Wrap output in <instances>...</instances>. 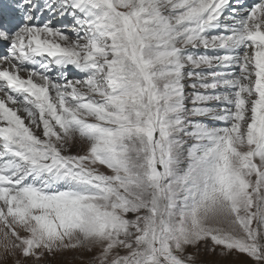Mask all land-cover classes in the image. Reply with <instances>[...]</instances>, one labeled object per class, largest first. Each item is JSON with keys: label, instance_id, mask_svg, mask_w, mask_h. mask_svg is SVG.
Listing matches in <instances>:
<instances>
[{"label": "snow or ice", "instance_id": "obj_1", "mask_svg": "<svg viewBox=\"0 0 264 264\" xmlns=\"http://www.w3.org/2000/svg\"><path fill=\"white\" fill-rule=\"evenodd\" d=\"M3 264H264V0H0Z\"/></svg>", "mask_w": 264, "mask_h": 264}, {"label": "rangeland", "instance_id": "obj_2", "mask_svg": "<svg viewBox=\"0 0 264 264\" xmlns=\"http://www.w3.org/2000/svg\"><path fill=\"white\" fill-rule=\"evenodd\" d=\"M0 264H3V256L0 255ZM9 264H11V262L9 261ZM53 264H56V262L54 261ZM77 264H79V262H77ZM199 264V262H198Z\"/></svg>", "mask_w": 264, "mask_h": 264}]
</instances>
